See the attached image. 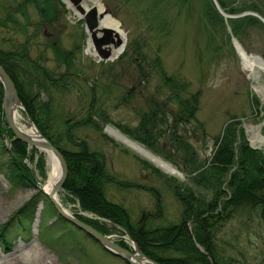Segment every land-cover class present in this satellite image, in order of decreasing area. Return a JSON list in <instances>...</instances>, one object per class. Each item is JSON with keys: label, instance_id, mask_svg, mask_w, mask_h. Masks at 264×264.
I'll list each match as a JSON object with an SVG mask.
<instances>
[{"label": "rangeland", "instance_id": "374dc122", "mask_svg": "<svg viewBox=\"0 0 264 264\" xmlns=\"http://www.w3.org/2000/svg\"><path fill=\"white\" fill-rule=\"evenodd\" d=\"M98 2L104 14L119 24L121 37L125 41L119 59L113 62H100L87 52L89 37L83 19L79 18L74 6L70 3L67 5L63 0H0V47L9 50L24 46L31 58L39 60L53 74L65 71L72 73L74 78L67 92L55 94L53 99V110L60 124L57 127L59 132L68 129L70 125L73 134L86 141L89 148L105 154L106 169L112 177L139 186L123 190L114 185L109 186L107 191L108 199L126 208L133 222L143 218L144 214H155V199L146 191L151 188L160 196L161 206L160 215L157 220H152V225H179L184 209L180 198L185 195L186 189L190 188L202 195L206 202L214 197L210 189L206 192L201 185L193 183V179L199 176L200 167L190 163L192 154L188 155V163H183L181 158L184 152L176 155L172 151L168 143L169 136L156 139L152 148L140 143L180 174L165 173L128 145L105 133V127L120 133H124L121 127L133 130L144 113H153L156 104L168 111L171 108L177 112L175 103L169 107L164 104L170 89L165 86L164 78L167 77L174 79L178 86H187L185 92H181L182 97L189 98L190 95L198 94L195 118L199 124L186 126L184 133V139L196 153L198 164L205 166L209 162L215 147L214 141L221 136L230 121L237 123V141L243 136L248 146L254 143L262 147L264 95L259 98L254 87L264 85V74L261 73L257 80L242 70L230 37L232 35L237 39L247 54L260 55L264 59V17L258 12L247 10L256 17L246 16L258 19L259 24L252 28L246 27L239 40L231 30L229 19L225 21L221 17L223 27L212 28L209 25L203 10L206 0ZM245 2L257 5L264 13V0H225L226 7H235ZM223 9L229 16L238 15L229 14L228 9ZM227 26L231 33L226 30ZM53 45L57 48H53ZM162 70L164 74H161ZM91 98L95 101L93 119L99 129L84 122L74 127L78 121L91 120L92 116L89 117L88 112ZM253 99L257 100V105L252 103ZM16 111V126L24 132L30 131L32 121L24 114L23 105L17 107ZM167 116L171 121L169 113ZM70 119L68 124H64V121ZM4 121L11 131L5 116ZM12 135L15 137L13 132ZM10 141L5 135L0 136V227L7 224L30 199L37 197L38 202L34 218L30 221V235L12 240L9 248L0 243V264H37L39 254L44 257L42 264H125L101 251L84 232L57 220L55 206L41 189L49 173L45 152L19 140L27 147L25 157L21 158L34 179L35 187L14 186L6 180V169L1 165L8 161V154L3 150L10 149ZM236 144L234 149L238 147ZM259 150L264 153V150ZM222 187H226V183ZM57 195L60 206L75 219L96 220L110 226L108 220L80 209L77 200L64 192L62 186ZM187 226L191 231L192 226ZM108 228L106 236L115 243L122 241L132 249L131 253H135L133 244L137 243L134 240L117 229ZM215 229H218L215 242L219 254L231 258L230 264H264L263 224L251 222L249 227H244L242 222L235 220L227 221ZM200 251L203 252L202 249Z\"/></svg>", "mask_w": 264, "mask_h": 264}, {"label": "trees", "instance_id": "16d2710c", "mask_svg": "<svg viewBox=\"0 0 264 264\" xmlns=\"http://www.w3.org/2000/svg\"><path fill=\"white\" fill-rule=\"evenodd\" d=\"M217 1L221 9L229 10V14L235 15L252 10L264 17V13L257 5L245 2L235 7L231 5L226 7L225 0ZM203 10L204 17L212 28L223 27V20L214 8L212 0H206ZM228 23L235 37L240 40L246 27H255L259 21L246 16L229 19ZM53 48H57L56 45H53ZM65 56L67 57L66 53ZM156 61L160 67L159 61ZM0 65L15 85L24 114L64 157L67 167L66 180L62 185L64 192L77 200L80 209L110 222L108 226L107 223L96 220L78 218L102 235L109 233L108 227L128 234L147 258L159 264H230L231 258L219 254L220 251L215 242L218 229L215 228H219L227 221L235 220L242 222L244 227L245 225L249 227L251 222L264 225V153L250 148L243 136L237 141L235 127L237 123L230 121L221 136L214 141L215 147L209 162L207 161L205 166L198 164L196 153L184 139L186 126L199 124L195 118L198 110V94L190 95L189 98L182 97L181 92H185L187 87L185 84L178 86L174 79L164 78L165 86L170 88L164 104L169 107L175 103L177 112L171 108L168 111L156 104L153 113L147 115L144 113L140 123L133 130L121 127V132L148 148H152L156 139L169 136L168 143L172 151H175L176 155L184 152L182 162L187 164L188 155L192 154L190 163L194 167H200L199 176L193 179V183L197 186L201 185L204 191L210 189L214 195L211 201L206 202L202 195L190 188L186 189L185 195L180 198L184 209L179 225L157 226L152 225V220L158 219L161 206L160 196L154 189L148 188L146 191L150 192L155 199V214L152 216L144 214L143 218L133 222L126 208L108 199L107 191L109 186L114 185L123 190L135 189L139 186L112 177L106 169L105 154L89 148L86 141L73 134L70 125L68 129L59 132L57 127L60 124L56 118L57 113L53 110V99L55 94L67 92L69 83L74 78L72 73L65 71V73L53 74L45 66L43 67L39 60L31 58L24 46L9 50L0 47ZM161 74H164L163 70ZM2 98L0 84V136L5 135L11 140L10 149L3 150L8 154V161L1 167L6 169V180H9L12 185L24 188L35 187L34 179L22 163L21 156L25 157L27 147L13 137L12 132L7 128L1 105ZM90 101L88 112H90L89 117L92 116L91 120L78 121L74 127H79L81 122H84L99 129L97 122L93 119L95 101L93 98ZM252 103L257 105V100L253 99ZM168 113L171 121L167 116ZM71 120L64 121V124H68ZM235 143H237V149H234ZM206 183H209V186ZM224 183L226 187L223 188ZM37 202V197L30 199L17 210L7 224L0 227L1 245L9 248L12 240L30 235V221L34 218ZM56 216L59 222L68 223L58 214ZM187 225L192 226L191 231L188 230ZM246 231L252 232V230ZM87 237L97 243L90 236ZM118 244L126 250H131L122 241H118ZM199 247L203 248V252L199 250Z\"/></svg>", "mask_w": 264, "mask_h": 264}, {"label": "water", "instance_id": "95a60500", "mask_svg": "<svg viewBox=\"0 0 264 264\" xmlns=\"http://www.w3.org/2000/svg\"><path fill=\"white\" fill-rule=\"evenodd\" d=\"M63 1L66 3L68 2L70 3V5L74 6V8L76 9L79 15V18L83 19L85 30L88 34L91 47L93 48L94 51V57L98 58V61L104 63L117 59L118 55L120 54V51H123L124 48L123 45L125 44V41L123 40L121 35L116 34L112 29L107 27L106 28L102 27L101 25L102 19L103 17L108 15V14H104L103 8H101V11L98 10L96 7H90L88 9H84L83 6L81 5L82 0H67V1L63 0ZM213 1L215 8L218 10L219 14L225 21H227V19L244 17L246 15H252L256 17V15L251 12L238 14L236 16H229L225 12H223L222 9L219 8L216 0ZM226 30H228L229 33H231L229 26L226 27ZM230 41L232 42L235 52L238 54L240 58L242 70L245 71L241 57V53H244L245 56L254 63V68H256V71H254L255 73H252L251 75L254 79L258 80L260 74L261 73L264 74V59L260 55L259 56L251 55L249 53L247 54V52L244 51L243 47L241 46L240 42L237 41V39H235L232 35L230 37ZM0 84L2 85V94H3L2 104H1L3 113L6 118L7 125L9 126L13 134H15V137H17L22 142L28 144L29 146H33L35 148L37 147L46 154L47 152H50L54 157H56V160L58 162V167H60L59 180L54 186L52 192V193H56L60 189L64 181L66 180L67 167L64 157L54 146H52V144L49 142L48 139H46L43 135L40 134L36 126H34L31 121H30L31 127L35 128V130L37 131V136H39V140L37 141L32 140L29 136H27L26 133L20 131L19 127L16 126L14 120L15 118L14 113L17 107H22V104H20L18 93H16V88L14 83L11 81L10 77L4 71L1 65H0ZM254 91L259 98L260 97L262 98L264 95L262 94V92L264 93V85H260L257 87L255 86ZM104 131L109 136H113V138L118 142L128 145L130 149L139 153L144 159L148 160L150 163H153L155 166L159 167L165 173L180 174L177 173V171L169 163L163 162L161 158L152 154L151 152L140 146L137 142L131 141L123 133L121 134L117 130H114L113 128L107 126L105 127ZM249 146L250 148L264 150V144H262L263 148L259 146H255L254 143H249ZM47 198L53 203V205L55 206V210H57L60 216H62L66 221H68L71 225H73L80 231L82 232L84 231L92 239H95L105 251H109L116 258L118 257L122 261H125L126 263L129 264H158L157 262L151 259H147L143 255L142 251L137 247L136 244L134 248L135 253H131L129 250H125L117 242L115 243L113 240H111L108 236L106 235L103 236L97 230L95 229L93 230L90 226H88L84 222L82 223L79 220L75 219L73 216H70L66 210L60 207V205H58V203L51 198V195L47 196Z\"/></svg>", "mask_w": 264, "mask_h": 264}, {"label": "bare ground", "instance_id": "6f19581e", "mask_svg": "<svg viewBox=\"0 0 264 264\" xmlns=\"http://www.w3.org/2000/svg\"><path fill=\"white\" fill-rule=\"evenodd\" d=\"M82 4H83L84 9H88L90 7H96L98 10L101 11V8H102L101 4H99L98 0H82ZM89 4H91V5L89 6ZM86 5H88V6H86ZM101 25L103 28L107 27V28L112 29L118 35L122 34L121 30L119 29V24H117L116 21L109 15H106L105 17H103ZM86 47H87V52L93 54V50H92L90 41H88ZM120 53H121V51H120ZM241 57H242V62H243V67L245 69V72L250 74V75L252 73H255L254 71H256V68H254V63L251 60H249V58H247L244 53H241ZM262 94H264V93L262 92ZM17 112L18 111H15V113H14L15 118L18 116ZM15 118H14V120H15ZM19 129H20V131H23L20 127H19ZM23 133H26L27 136H29L34 141L39 140V136H37V131L35 130V128H32L30 131H25V132L23 131ZM251 138L253 139L254 137H251ZM262 144H264L263 141L261 142L260 145H262ZM46 157L48 160L47 162H48V168H49L48 180L44 183V185L42 186L41 189L43 190V193L46 196L51 195V198L53 200H55V202H57L58 205H60L61 202H60V199H58L57 192L52 193L54 186L56 185L57 181L59 180L60 167H58V162L56 160V157H54L50 152H47ZM38 256H39V258H38ZM38 256H37V264H42L44 257L42 254H39Z\"/></svg>", "mask_w": 264, "mask_h": 264}, {"label": "flooded vegetation", "instance_id": "af4514ba", "mask_svg": "<svg viewBox=\"0 0 264 264\" xmlns=\"http://www.w3.org/2000/svg\"><path fill=\"white\" fill-rule=\"evenodd\" d=\"M54 44H56V42H54Z\"/></svg>", "mask_w": 264, "mask_h": 264}]
</instances>
